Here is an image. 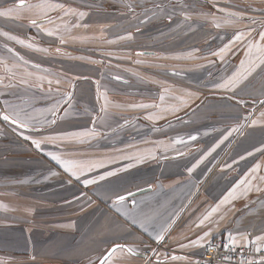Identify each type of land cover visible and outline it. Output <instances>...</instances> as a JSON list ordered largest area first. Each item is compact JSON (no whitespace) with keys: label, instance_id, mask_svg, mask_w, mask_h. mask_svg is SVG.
Masks as SVG:
<instances>
[{"label":"crops","instance_id":"0c3cea01","mask_svg":"<svg viewBox=\"0 0 264 264\" xmlns=\"http://www.w3.org/2000/svg\"><path fill=\"white\" fill-rule=\"evenodd\" d=\"M136 13L138 15V12ZM154 14L158 15L152 13ZM26 17L22 15L18 21L13 22L21 24L22 18ZM172 43L173 41L169 39L164 45L170 46ZM164 45L157 46V52L166 47ZM172 49L167 48L166 53L170 54ZM77 69H80L79 64ZM190 74L187 73L185 79H188ZM51 75L52 73L47 72V79H53ZM175 76L180 77L179 74ZM75 78L83 82L70 81L73 87L77 82L74 94L77 99L80 98L78 100L83 107L85 101L88 105L83 110L85 114L82 116L87 122L81 123L85 129L80 128L78 122H71L73 127L69 130L63 125L67 122L60 119L62 112L60 113L59 110L57 113L59 119L55 124L56 131L51 135L58 132L87 131L93 127L92 122L98 114L104 119L96 120V128L103 135L85 138L83 143L72 140L45 144L42 145V150L35 149L30 140L29 142L27 140L22 143L23 150L20 153L11 152L10 155L0 153V165L9 169L7 174L0 171L2 183L0 205L4 206L0 207V243L7 239L5 243H14L8 246L9 249L23 251L17 256L16 252L0 250V264L9 259L24 260L22 257L29 260V264H97L102 255L116 243L137 248L141 257L118 252L111 259V264H145L142 258L143 251L155 242L152 238L155 232L150 236L140 228L129 227L124 216L112 206L111 200L105 194L110 183L131 189L133 193L142 191L140 195L135 196V200L154 218L157 227L175 218V224L169 225L171 230L166 235L169 242L165 246V251L159 253L160 259L164 260L163 254H167L187 256L188 260H167L164 264H196L194 257L200 255L204 247L181 249L179 245L196 239L205 231H211L205 245L217 236L229 239V233L236 235L237 239L240 233L248 234L250 239L264 234V223H258L263 219L264 207L255 205V198L263 195V199L259 201H262L264 206V191L258 192L253 187V190L247 194H241V190L238 189L235 198L225 201L229 193L245 178L251 180L253 186L264 188V181L258 178L264 176V161L240 163L233 161L231 167L225 168V160L217 164L210 162L211 156H208L189 175L188 168H191L213 146L212 142L198 144L205 137L204 128L200 127V124L189 128V133L184 137L185 141H188V137L193 135L191 131H197L196 141H191L187 147L174 145L165 151L158 142L163 141L165 145H171L177 136L174 135L175 131L164 132L163 128L159 127L160 119L154 121L147 119L152 124L149 127L144 126L140 120V117L145 118L149 113H158V111H153L152 108L131 107L133 104H145V101L133 98L129 93L118 95L100 90L96 84L99 79L94 76L86 77L79 74ZM45 83L47 84V80ZM89 83L92 88L86 86ZM12 93L14 91L9 92L6 97L10 102L16 100V94ZM222 96L224 98V95ZM152 102L154 101L149 104ZM105 104L107 112L101 113V106ZM41 115H38L40 119ZM257 117V115L251 116L254 120ZM170 126L172 125H167L166 129L174 128ZM43 132L42 129L41 132H25V134L38 137ZM221 132L222 130L219 133ZM178 136L183 138L181 135ZM192 144L197 146L191 148ZM176 149H181L185 155H177ZM137 150L155 151V157L146 159L142 163L119 158ZM52 151L64 152L78 160L105 161L104 167L89 173L90 177L117 169L123 170L98 185L84 188L75 180L69 183L68 175L45 154ZM214 154L215 152H212L211 155ZM254 157H264V152ZM129 164H133V167L128 168ZM257 164L261 165L260 171L252 173V169ZM16 168L23 171L16 172L14 171ZM52 172L57 174L52 175ZM253 175L257 176V179H252ZM131 199L129 198L127 207H131ZM221 201L225 203L221 204ZM251 201L255 203H250ZM218 205L219 208L211 216L210 223L206 222L201 228L194 226L198 218Z\"/></svg>","mask_w":264,"mask_h":264},{"label":"rangeland","instance_id":"374dc122","mask_svg":"<svg viewBox=\"0 0 264 264\" xmlns=\"http://www.w3.org/2000/svg\"><path fill=\"white\" fill-rule=\"evenodd\" d=\"M16 2L18 0H0V11L6 10L7 7ZM55 2L62 3L67 8L75 9L78 12L83 11L86 13L82 19L71 15L64 17V21H67L70 26V32L62 30L67 42L61 44L56 36H47L44 31L32 26L28 13L23 14L27 17L22 18L21 24L13 22L18 21L21 17L17 18L15 15L0 17V33L6 32L24 41V44H20L0 34V60L5 61L9 67L13 63L17 64V67L13 68V72L17 74L16 79L12 81L13 83L18 82L20 75L25 70L33 73V80L36 75L47 76V72L48 74L52 73L53 81L59 76L62 81L59 85L61 94L71 92L73 95L71 107L68 104H63L60 109V113L62 112L60 119L66 120L67 124L64 123L63 125H66L69 130L73 127L71 122H78V126L85 129V126H82L81 123L87 122V119L82 116L85 114L83 110L88 107L86 101L83 107L80 104L81 101L78 100L80 98L77 99L76 94H74L77 82L73 87L70 85V81L78 80L75 77L79 74L86 77L94 76L99 79L96 84L103 86L107 74L110 72L111 77L119 76L122 81H131L136 84V86H128L127 89L135 88V91H137L145 85L149 87L148 92H144L139 97L151 99L154 101L152 104L160 106L159 108H152L153 111L159 112L160 108L169 106L170 102H173L172 105H179V101L175 97H182L188 101V116L183 122L170 126L174 128L168 130L166 126L162 127L164 132L174 130V135H177L175 138L180 137L178 135L183 136V138L186 137L189 128L200 124V127L204 128L203 135L205 137L198 144L212 142V147H214L231 127L243 124L244 127L240 129V132L233 133L219 148H216L215 154L210 155V162L219 164L225 160L224 167L227 168L226 165H231L233 161L236 163L264 161V157H254L260 153L257 149L264 146V118L260 117V113L264 111V105L259 103L260 100L264 99V66L257 68L252 75L243 80L234 92H225L217 89L215 85L240 69L241 61L246 58L247 41L234 46L223 61L211 55L213 51L219 50V48L229 43L233 33L245 29L247 22L229 24L221 20V27L216 28L210 19H204L200 15V13H214L217 17H220L223 13H219L217 8L224 7L231 11H243L246 16L255 17L259 21L264 19V13L259 11L260 8H264V0H215L216 7H213V0H152L149 7L144 9L145 11L140 10V5L135 0H55ZM129 4L132 5L131 9L128 7ZM156 5H162V7H156ZM182 9L191 16L186 21L187 29L181 27L176 30L174 26L164 25L166 17L169 18V15L172 16L174 12H176V15H183ZM136 12H138V15H136ZM152 13L158 15H152ZM50 15L57 17L58 12H52ZM146 18L148 20L141 23V20ZM77 22L80 27H71L73 23ZM56 23L60 24L62 22L57 19ZM156 23L158 26L154 27ZM84 25H87V27H84ZM45 27H54V25H46ZM252 27L256 29L252 33V37H255V42L258 43L257 33L261 29V24L257 23ZM102 29L103 35H101ZM179 32L180 35H176ZM129 33L133 37L131 40L120 39L121 36H127ZM69 37H75V39ZM83 37L88 39H81ZM168 39H171L173 43L170 46L164 45L166 47L163 46L164 48L157 52V44L162 41L166 42ZM108 41L113 42L109 43ZM28 44H32L34 47H27ZM7 48L13 49L15 53L23 57V60H18L13 53L7 51ZM37 48L47 49V51H37ZM57 48L60 49V52L56 51ZM167 48H173L175 51L172 49L170 54H164L163 51L165 52ZM137 51H150L158 55L142 57L135 55ZM107 53L112 55H107ZM189 53L191 55H188ZM24 61H28V63L25 64ZM136 61H140V63ZM209 61L214 62L210 63ZM33 64L39 65V68H34ZM77 64L80 66L79 70ZM170 73L179 74L180 77L171 76ZM187 73L191 74L188 79H185ZM4 75H6L4 65H0V76ZM45 81L43 84L44 88L47 89L48 84ZM7 82L5 80V83ZM106 83L110 84V80ZM86 86L92 88L90 83ZM180 86L187 93L191 92L194 95L188 97L180 90L182 88L179 89ZM52 88V96L46 95L45 92L35 87L32 88L37 94L35 98H39L29 106L32 107L31 110L38 105L37 101L49 102V107L52 106L57 95V85L54 83ZM24 89V86L13 89L0 87V92L5 93V95H0V100L4 98L0 101V109L4 106L3 101L6 99L7 94L12 91L16 94L15 99H17L14 102L22 107L27 106L28 104H25L27 101L22 99L30 91L25 93ZM99 89L105 90L103 88ZM122 89L125 91L126 86ZM124 94L128 93L123 92V94L118 95ZM161 95L165 97L163 102L160 100ZM222 95H224V98ZM135 97H138V95L134 93L133 98ZM237 101H242V103ZM65 112L69 113L67 117H65ZM42 113L40 120L48 117L47 109ZM165 113L168 116H173L177 112L174 114L171 112ZM253 115H257L256 120L260 122L255 126H250L245 117H253ZM39 116L36 115L35 117L39 118ZM165 119H160L161 123ZM140 120H142L144 126L149 127L152 125L146 118L140 117ZM50 126L45 125L42 128L44 130L43 134L51 135L55 133L56 130L47 131ZM13 129V126L0 120V153L2 155H10L11 152L20 153L23 150L22 143L27 141ZM220 130H222L221 133H219ZM19 131L27 135L24 131ZM196 133L197 131H191L193 135H197ZM160 134H162L161 131ZM198 134H200V131ZM195 146L197 145L192 144L191 148ZM249 152L253 154L248 155ZM242 156L244 159H241ZM0 171L7 174L9 169L4 165H0ZM14 171L22 172L23 169L16 168ZM0 184L2 183L0 182ZM259 199L262 200L263 195L255 198L256 203L255 201L250 203L254 202L255 205L262 208L264 206ZM258 223H264V216ZM6 240H2L3 243ZM3 243H0V250L9 251L10 253L16 252L17 256L22 254L23 251L21 252L19 249H17L19 251L17 252L8 248L14 243ZM22 258L24 260L21 261L4 260L1 264H29V260H25V257Z\"/></svg>","mask_w":264,"mask_h":264},{"label":"snow or ice","instance_id":"6c2138e0","mask_svg":"<svg viewBox=\"0 0 264 264\" xmlns=\"http://www.w3.org/2000/svg\"><path fill=\"white\" fill-rule=\"evenodd\" d=\"M131 9L132 5H128ZM156 7H162V5H156ZM213 7H216L215 0H213ZM251 7V6H249ZM254 11L256 9H253ZM219 13H223L222 16L217 17L214 13H200L202 18L210 19L212 24L216 28L221 27L220 21L223 20L224 23H246L245 29L239 30L233 33V36L229 43L225 44L223 47L219 48V50L213 51L211 53L212 56L218 57L221 61H223L226 56L232 51L233 47L237 44L244 43L247 41L246 48L247 52L245 53V60L241 61L240 69L234 72L230 77L225 78L221 83L215 85V87L219 90H223L225 92H234L235 89L239 86V84L246 80L253 72L256 71L257 68L264 66V19L257 20L255 17L246 16V13L243 11H231L224 7L217 8ZM259 11L264 13V8H260ZM58 12L57 17H52L50 13ZM24 13L29 14L30 23L32 26L37 27L44 31L47 36H56L61 44L67 42V39L62 34V30L64 32H70V26L67 21H64L65 16H77L82 19L86 13L83 11H76L75 9L67 8L64 4L55 2V0H18V2L13 5L7 7L6 10L0 11V17H9L15 15L17 18H20ZM62 13V14H60ZM182 14L184 15V20L187 21L191 18L188 12H184L182 9ZM60 20L62 23L57 24L56 20ZM169 19H171V15H169ZM146 21L141 20V23H145ZM257 23L261 24V29L258 31L257 35L259 37V42H255V37H252V33L256 31L253 25ZM46 25H54V27H45ZM71 27H80L79 23H73ZM87 27V25H84ZM139 30V29H137ZM6 36L10 40H15L17 43L24 44L23 40L18 39L16 36L9 35L8 33H0ZM101 35H103V29L101 30ZM71 39H75V37H69ZM132 34L129 33L127 36H121L120 39H128L131 40ZM251 38V39H249ZM81 39H88L87 37H83ZM112 43L113 41H108ZM27 47H34L32 44H28ZM37 51H47V49H36ZM7 51L13 53L14 56L17 57L18 60H23V57H20L17 53L13 51L11 48H7ZM57 52H60V49H56ZM107 55H112L111 53H107ZM137 56H145L148 55L144 52H137ZM188 55H191L189 53ZM140 63V61H136ZM213 63L214 61H209ZM25 64L28 61H24ZM0 65H4V71L6 75L0 76V87L4 89H13L18 86H24L25 89L28 88H37L42 92H45L46 95L52 96L53 93V80L47 79L46 76L36 75L33 80V73L25 70L23 74L20 75L17 83H13L12 81L16 79L17 74L13 72V68L17 67L16 63H13L11 67H9L5 61L0 60ZM34 68H39V65L33 64ZM176 73H173L175 75ZM113 79L120 80L121 77L115 76ZM5 80L8 82L5 83ZM47 80L48 88H44L43 82ZM61 79L59 76L55 78L56 88V97L55 101L51 107L47 109L48 117L43 120L37 119L28 109L14 104L9 100L5 99L3 101V108L0 109V120L6 122L10 126H14V131H17L18 135H21L24 140H30L31 144L37 150H42V145L45 144H56L57 142L63 143L64 141H72L77 140L81 143L85 142V138H95L97 136H102L103 133L97 131L96 128V120H103L104 117L101 115H97L96 119L93 120V127L87 131L82 132H58L55 135L42 134L38 137H31L28 135H24L20 132V129H23L25 132H41L42 128L45 125H55L57 123V113L63 107V104H68L71 107V101L73 99V95L71 92H64L61 94L59 85L61 84ZM99 95V89H97ZM167 91V90H165ZM15 94V93H12ZM0 95H5L4 92H0ZM188 97H192L194 94L189 92L186 94ZM198 98V97H197ZM231 98V97H229ZM165 97L163 95L160 96L161 102H163ZM176 100L179 101V105H169L164 108H160L158 113H149L145 118L148 120H157L162 119L163 113L171 112L176 113L180 110L181 107L187 106L188 101L183 99L182 97H175ZM238 103H242V101H237ZM259 103L264 105V99L260 100ZM133 108L140 109H149V108H159V105L156 104H133L131 105ZM101 113L107 112V106L102 105L100 109ZM69 113L65 112V117H67ZM260 117L264 118V111L260 113ZM245 120L248 122L250 126H255L258 120L251 119V117H245ZM127 123V122H126ZM243 124H238L236 127H231L219 140L218 143L215 144L207 153H205L195 164L192 165L191 168H188L189 175L197 168L201 163L207 159L208 156L212 154L219 148L221 144L224 143L225 140H228L233 133L240 132V129L243 128ZM198 137L196 135H190L188 137V141H185L182 137H177L172 141L171 145H165L163 141L158 142L161 147L164 148L165 151L168 150L169 147L174 145H185L189 146L191 141H196ZM131 147V146H130ZM257 151L264 152V147L258 148ZM177 155L183 156L185 153L181 149H176ZM46 155L50 157L52 161L55 162L69 177V183L72 180H75L83 185L84 188H88L92 185H98L101 181H105L108 177L115 176L119 171L123 169H117L114 171L106 172L102 175L98 176H89V173L93 172L95 169L101 168L105 166V161L100 160H78L73 159L64 152H46ZM252 152H249L248 155H252ZM155 151L146 150V151H135L126 155H122L119 158L133 160L136 163H142L146 159L154 158ZM241 159H244L242 156ZM128 168L133 167V164L127 165ZM226 167H231V165H226ZM261 169V165L257 164L252 169V173H258ZM52 175H56L57 173L52 172ZM251 175V173H250ZM260 180L264 181V176L258 177ZM252 179H257V176L253 175ZM241 186L243 188L241 189ZM101 187H105L101 185ZM255 187L256 191H264V188H260L259 186H253L251 180L245 178L242 180L239 185L236 186L229 193L228 197L225 198V201L235 198L237 195L238 189L241 190V194H247V192L253 190ZM108 198L111 200L112 206L120 212L122 216H124L125 221L129 225V227H136L142 229L144 232L148 233L152 236V233L155 232V235L152 236L154 241L159 244L165 240L166 235L170 232L169 225L175 224V218L168 220L164 225L156 226L154 223V218L150 216L148 213L144 211V207L135 200V194L131 191V189L123 188L122 186L111 184L107 187L106 193ZM86 195V193H85ZM131 199V207H127L129 203V198ZM225 201H221V204L225 203ZM0 207H4L0 205ZM219 205L216 208H213L210 212L203 215L201 218H198L197 221L194 222V226L196 228H201L206 225V222H211L210 218L213 213L217 212ZM122 209H124L122 211ZM223 218V217H221ZM211 235V231H205L202 235H198L196 239L189 240L187 243H180L179 247L181 249H189L192 247H205V242L207 238ZM252 245L249 248V245ZM228 249L229 252L244 249L252 258H245L244 253H240L241 259L237 262V264H264V234L256 235L254 239H250V236L245 233L239 234V239H237L236 235L229 233V243L224 245ZM207 248L212 249L213 245L208 242ZM127 253L130 256L141 257L140 251L126 244L116 243L106 252V254L102 255V258L99 259V264H111V259L118 253ZM260 254L257 259L255 256H252V253ZM164 255V260L160 259L161 254L158 253L156 249L152 250V256L149 257L146 254L143 255V259L145 264H164V261H179V260H188L187 256H177L172 255L168 256ZM205 264H211V258L209 261H206Z\"/></svg>","mask_w":264,"mask_h":264},{"label":"trees","instance_id":"16d2710c","mask_svg":"<svg viewBox=\"0 0 264 264\" xmlns=\"http://www.w3.org/2000/svg\"><path fill=\"white\" fill-rule=\"evenodd\" d=\"M151 1L152 0H135V2H138V4L140 5L139 8H140L141 11H145L144 9L149 7V5L151 4ZM175 13L176 12L173 13V15L171 16V19H169L167 17H166V19L164 18L165 19V23L164 24H168L171 27L174 26L176 30H179L181 27H185V29H187V23H186L185 20H183L184 16L183 15H176ZM147 20H148V18H146L144 21H147ZM181 21H183V23H181ZM176 24H179V25H176ZM156 26H158L157 23H156V25L154 27H156ZM148 35H150V34H148ZM176 35H180V32L177 33ZM150 36L152 37V35H150ZM162 44L164 45L165 41L159 42L157 44V46L162 45ZM137 52H144V53L148 54V55H145V56H142V57H153V56H157L158 55V54L156 55L154 52H150V51H137ZM136 53H135V55H136ZM163 53L165 54L166 51L165 52L163 51ZM163 53H161V54H163ZM108 73L109 74H107L106 81L110 80V84L109 83L107 84L106 81H105L103 83V86L97 85L98 88H103V89L107 90L108 92L115 93V94H123V92H125V93H129V95L133 96V94L135 93V95H138V97H135V98L136 99H140V100L143 99L145 101V104H149V103H151V101H153V100L148 99V98L139 97L144 92H148L149 87H147L146 85L143 86L142 89L140 87V89H138L137 91H135L136 90L135 88L134 89H127L128 86H136V84H133V82H131V81H122L121 79L120 80L113 79V77L110 76L111 73L110 72H108ZM170 75L174 76L172 73H170ZM111 82H113V83H111ZM112 84H115L117 86L112 85ZM125 86H126V90L124 91V89H122V88L125 87ZM180 88H182V86H180L179 89ZM180 90L182 92H184L185 95L187 94V91L184 88H182ZM27 91H30L29 94L27 95L28 97L26 96L25 99L24 98L22 99L23 101H27V102H25V104H28L24 108L28 109V111H30V112L35 113L34 114L35 116L43 114L42 111H46V109L49 108L50 103L49 102H45V101H37L38 105L34 109L31 110L32 107H29V106H31L34 103V101L38 100L39 97L35 98V95H37V94H36V91L33 90L32 88H31V90H30V88L24 89L25 93H27ZM32 91H35V92H32ZM16 100H14V101H16ZM14 101H11V102L16 104V102H14ZM172 104H173V102H170V105H172ZM37 109L40 110V111H38ZM182 112H184V113L182 114ZM163 114H164L163 117L166 118V119H165L164 122H162V123L160 122V126L159 127H161V128L163 126H167V125H173V124H177V123H182L183 120L187 117V106L181 107L180 110L177 111V113L174 114L173 116H168V115H166V113H163ZM37 119H40V118H37ZM55 126L56 125H51L47 129V131L48 130L49 131H55L56 130Z\"/></svg>","mask_w":264,"mask_h":264},{"label":"built area","instance_id":"2783aa9c","mask_svg":"<svg viewBox=\"0 0 264 264\" xmlns=\"http://www.w3.org/2000/svg\"><path fill=\"white\" fill-rule=\"evenodd\" d=\"M168 242L169 240L167 238H165V240L159 244L152 242L149 245V248L143 251V255L146 254L147 256L151 257L153 249H156L158 253L165 251V246L168 244ZM210 243L213 245L212 249H208L206 245L202 253L194 257L196 264H205V262L209 261L210 258L211 264H237V262L241 259L240 253H244L245 258H252L244 249H238L229 252L228 249L224 247V245L229 243V239L225 237H217L210 241ZM251 247L252 245L250 244L249 248ZM259 255L260 254L254 252L252 253V256H255L257 259L259 258Z\"/></svg>","mask_w":264,"mask_h":264},{"label":"water","instance_id":"95a60500","mask_svg":"<svg viewBox=\"0 0 264 264\" xmlns=\"http://www.w3.org/2000/svg\"><path fill=\"white\" fill-rule=\"evenodd\" d=\"M14 127V126H13ZM20 130H22V131H24L23 129H20ZM25 132V131H24ZM32 132H34V131H31V133ZM142 193V191H140V192H135L134 194H135V196H138V195H140ZM131 198V197H130ZM97 264H99V262L97 263Z\"/></svg>","mask_w":264,"mask_h":264}]
</instances>
